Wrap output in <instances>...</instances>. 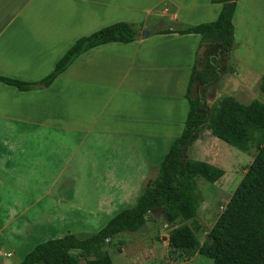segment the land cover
<instances>
[{
    "label": "crops",
    "instance_id": "obj_1",
    "mask_svg": "<svg viewBox=\"0 0 264 264\" xmlns=\"http://www.w3.org/2000/svg\"><path fill=\"white\" fill-rule=\"evenodd\" d=\"M220 8L210 0H0V76L25 82L44 77L80 36L115 21L140 25L136 40L88 49L47 87L0 81V256L18 262L16 253L83 227L94 212L136 202L156 174V150L182 132L200 40L159 32L212 21ZM232 23L228 58L261 77L264 0H237Z\"/></svg>",
    "mask_w": 264,
    "mask_h": 264
},
{
    "label": "trees",
    "instance_id": "obj_2",
    "mask_svg": "<svg viewBox=\"0 0 264 264\" xmlns=\"http://www.w3.org/2000/svg\"><path fill=\"white\" fill-rule=\"evenodd\" d=\"M236 1L210 0L221 3L216 19L159 32L195 33L200 40L185 92L187 111L182 132L171 142L156 176L144 184L136 202L113 215L97 232L84 236L68 232L45 240L15 264H79L72 250L90 256L85 264H113L106 245L119 234L143 228L147 215L153 212L167 224L178 219L194 224L195 227L182 224L169 231L168 244L173 248H197L213 264H264V138L205 240L199 243L195 234V217L202 202L197 181L213 183L223 176L224 169L188 157V147L207 128L220 140L246 151L256 141L255 132L264 130V75L258 84L262 99L242 103L231 95H223L214 108L205 99L208 86L222 74L224 59L234 44L232 17ZM138 31L139 26L134 23L115 21L77 38L40 80L25 82L0 76V81L21 90L47 87L83 52L108 42H132L138 38Z\"/></svg>",
    "mask_w": 264,
    "mask_h": 264
},
{
    "label": "rangeland",
    "instance_id": "obj_3",
    "mask_svg": "<svg viewBox=\"0 0 264 264\" xmlns=\"http://www.w3.org/2000/svg\"><path fill=\"white\" fill-rule=\"evenodd\" d=\"M154 17L152 16V18ZM134 24L140 28L138 23ZM165 24L168 25L169 23L165 21ZM144 31L146 30H143V33ZM259 80L260 76L249 74L237 62L226 57L222 74L215 83L207 88L205 93L206 103L210 108H214L219 98L227 95L230 91H234L236 99L242 103H249L256 98L262 99V93L258 87ZM263 138L264 130L262 132L256 131V141L250 143L246 151H242L215 137L210 130L204 128L200 131L199 137L188 147V157L204 160L224 169L223 176L213 183L203 179L197 181L202 195V202L195 217L198 226L195 228V234L199 243L205 240L207 233L229 201L246 171V166L252 161L257 146ZM160 149L158 148L155 153L159 162L158 166L163 159L164 152L168 151V149H165L162 153ZM156 174L151 178H154ZM134 200L130 198L127 204L117 210L94 212L92 220L83 227L71 229L72 231H69V233L84 236L97 232L113 215L131 207L135 203ZM182 224L195 227L191 221L181 219L176 220L173 224H167L156 212L149 213L143 228L113 237L105 248L113 264H213L212 260L200 254L197 248L179 249L168 244L169 231ZM35 245L23 249L24 251L16 253V255L23 257ZM71 253L78 258L79 264H85L86 260L90 258V256L81 255L78 250H72ZM1 259L4 260V264L19 262L13 261L14 256L7 258L0 256V264Z\"/></svg>",
    "mask_w": 264,
    "mask_h": 264
},
{
    "label": "water",
    "instance_id": "obj_4",
    "mask_svg": "<svg viewBox=\"0 0 264 264\" xmlns=\"http://www.w3.org/2000/svg\"><path fill=\"white\" fill-rule=\"evenodd\" d=\"M144 34H147V31H144Z\"/></svg>",
    "mask_w": 264,
    "mask_h": 264
}]
</instances>
